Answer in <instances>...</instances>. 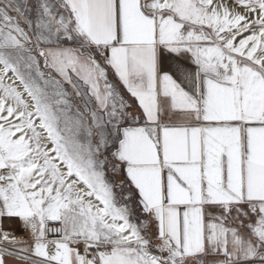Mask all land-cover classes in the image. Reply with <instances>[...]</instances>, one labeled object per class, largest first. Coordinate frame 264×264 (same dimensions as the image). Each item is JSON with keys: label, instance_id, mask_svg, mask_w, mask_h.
<instances>
[{"label": "snow or ice", "instance_id": "1", "mask_svg": "<svg viewBox=\"0 0 264 264\" xmlns=\"http://www.w3.org/2000/svg\"><path fill=\"white\" fill-rule=\"evenodd\" d=\"M0 264H264V0H0Z\"/></svg>", "mask_w": 264, "mask_h": 264}, {"label": "rangeland", "instance_id": "2", "mask_svg": "<svg viewBox=\"0 0 264 264\" xmlns=\"http://www.w3.org/2000/svg\"><path fill=\"white\" fill-rule=\"evenodd\" d=\"M5 227L6 228H16L17 229V231H18V229H19V224H18V222L16 223V224H8L7 222H5Z\"/></svg>", "mask_w": 264, "mask_h": 264}, {"label": "built area", "instance_id": "3", "mask_svg": "<svg viewBox=\"0 0 264 264\" xmlns=\"http://www.w3.org/2000/svg\"><path fill=\"white\" fill-rule=\"evenodd\" d=\"M17 235H22V233H20L19 231H17Z\"/></svg>", "mask_w": 264, "mask_h": 264}]
</instances>
